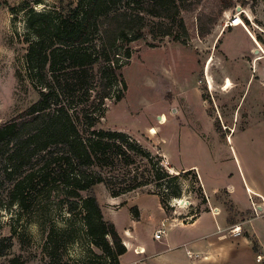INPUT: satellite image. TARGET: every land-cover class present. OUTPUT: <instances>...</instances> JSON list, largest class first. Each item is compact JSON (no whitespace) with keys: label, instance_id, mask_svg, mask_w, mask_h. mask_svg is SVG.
<instances>
[{"label":"rangeland","instance_id":"rangeland-1","mask_svg":"<svg viewBox=\"0 0 264 264\" xmlns=\"http://www.w3.org/2000/svg\"><path fill=\"white\" fill-rule=\"evenodd\" d=\"M230 1L232 8L219 14L215 0H188L194 5L163 25L146 17L144 38L129 45L131 58L121 70L123 97L118 103L106 101L95 128L125 132L159 157L170 175L180 174L178 198L165 200L169 219L189 222L215 206L240 224L243 234L242 221L255 216L251 210L236 212L227 191L233 186L234 198L245 200L241 171L254 174L264 186V120L259 115L264 114V0ZM74 3L0 0V126L38 99L24 68L27 12ZM6 4L16 13L10 15ZM238 8L245 11L239 28L248 30L252 41L241 33L220 39ZM164 27L170 36H159ZM222 44L228 50H252L228 61ZM247 76L255 81L246 86ZM164 184L172 190L173 182L165 179ZM8 189L7 182L0 184V194ZM160 192L150 184L114 200L103 185L91 190L104 220L115 222L123 236L130 225L129 207L136 205L140 220L132 232L147 244L162 215L150 194ZM253 226L264 242V223L256 220ZM101 255L86 238L80 216H68L54 194L38 195L27 214L17 206L0 208V264H105Z\"/></svg>","mask_w":264,"mask_h":264},{"label":"trees","instance_id":"trees-1","mask_svg":"<svg viewBox=\"0 0 264 264\" xmlns=\"http://www.w3.org/2000/svg\"><path fill=\"white\" fill-rule=\"evenodd\" d=\"M187 2L75 0L27 12L24 68L38 99L0 126V184L9 185L6 195L0 194V208L17 206L27 214L38 195L54 194L68 216H80L86 238L105 264H119L126 248L104 220L91 194L94 186L103 185L117 198L154 184L161 192L150 195L167 215L165 200L178 198L180 174L170 175L159 157L125 132L95 126L106 101L123 97L121 70L131 58L129 45L144 38L146 17L161 25L173 22L194 5ZM214 6L220 14L233 3L215 0ZM159 36H170V28ZM165 179L173 182L171 191L163 188ZM130 213L139 216L136 207Z\"/></svg>","mask_w":264,"mask_h":264},{"label":"crops","instance_id":"crops-1","mask_svg":"<svg viewBox=\"0 0 264 264\" xmlns=\"http://www.w3.org/2000/svg\"><path fill=\"white\" fill-rule=\"evenodd\" d=\"M238 33L244 34L252 41L250 32L239 27H228L221 33L220 39H224L226 35L231 36ZM221 50L224 57L230 61L250 54L252 47L249 51H245L242 47L228 50L224 49L222 44ZM251 80L255 81L251 76L246 77V86ZM259 115L264 120V114ZM239 174L244 190L247 188L256 196L264 198V186L254 174H250L249 177L242 171ZM227 192L234 210L240 214L251 210V202H259V199L252 195L249 199L246 193L245 200L240 201L234 198L233 186H230ZM150 196L156 197L159 202L157 196ZM119 198L121 196L111 199ZM127 206L128 203L123 204L117 211ZM158 206L162 215L154 226L150 244L136 238L132 232V226L140 220V210L136 205L130 206L129 209L136 207L139 216L134 218L130 214V225L128 226L130 231L124 228V236L119 232L115 222L107 220L114 225L126 248V252L119 257V264H264V242L253 226L256 220L264 223L263 217L245 218L241 223L244 233L242 234L241 230L240 236L231 237L230 229L240 224L233 223L226 212L221 211L219 207H210L209 211H203L193 220L186 222L180 218L169 219L160 203ZM101 212L105 217L103 210ZM157 230L163 231L159 240L153 237ZM258 256L261 260L257 258Z\"/></svg>","mask_w":264,"mask_h":264},{"label":"built area","instance_id":"built-area-1","mask_svg":"<svg viewBox=\"0 0 264 264\" xmlns=\"http://www.w3.org/2000/svg\"><path fill=\"white\" fill-rule=\"evenodd\" d=\"M245 14V11L238 8V10L235 11L234 14L231 15V17L229 18V21L227 23V27H239L242 23V19H241V14ZM245 192L248 195L249 199H251V195L253 197H257L259 199V202H251V211L252 214L255 217H263L264 218V198L261 196H256L255 194L251 193V191L247 188H245ZM163 231L162 230H157L153 237L155 240H159L161 235H162ZM229 235L231 237H238L241 235V226L237 225L234 226L230 229L229 231ZM259 260H261V257L258 256L257 257Z\"/></svg>","mask_w":264,"mask_h":264},{"label":"bare ground","instance_id":"bare-ground-1","mask_svg":"<svg viewBox=\"0 0 264 264\" xmlns=\"http://www.w3.org/2000/svg\"><path fill=\"white\" fill-rule=\"evenodd\" d=\"M160 119H161V118L159 117L158 120L160 121ZM149 133L154 135V134L156 133V131H155V129H152V130H150Z\"/></svg>","mask_w":264,"mask_h":264}]
</instances>
